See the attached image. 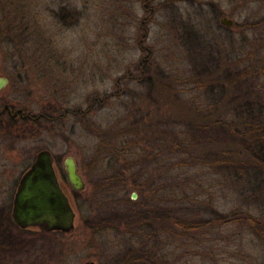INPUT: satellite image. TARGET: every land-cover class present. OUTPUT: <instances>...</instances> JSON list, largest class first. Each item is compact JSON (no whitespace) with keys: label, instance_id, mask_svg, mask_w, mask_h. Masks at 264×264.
<instances>
[{"label":"rangeland","instance_id":"rangeland-1","mask_svg":"<svg viewBox=\"0 0 264 264\" xmlns=\"http://www.w3.org/2000/svg\"><path fill=\"white\" fill-rule=\"evenodd\" d=\"M5 1L8 7L0 0V77L9 83L0 89V111L7 104L32 117L48 105L63 110L54 114L57 122L40 120L26 137L18 126L8 134L0 126V200L13 201L15 184L37 153L48 149L78 219L71 232H40L22 231L1 218L0 264H122L136 252L149 264H264V244L250 239L247 225L211 232L203 244L177 227L162 233L147 224L133 231L123 217L132 204L146 211L160 206L184 218L264 210L261 191L228 169L198 164L192 148L179 152L186 146L180 133L185 127L165 117L173 112L170 85L177 90L174 100L209 109L223 95L201 86L200 70L253 63L257 36L245 37L241 27L261 22L262 32L264 0H23L21 9L11 6L19 0ZM69 5L75 11L62 12ZM223 17L234 24H223ZM149 55L159 77L173 84L149 89L138 70ZM20 123L26 130L34 126L33 119ZM69 156L84 178L81 191L68 179ZM234 227L247 237L243 249L250 257L238 251ZM129 260L125 264H134Z\"/></svg>","mask_w":264,"mask_h":264},{"label":"trees","instance_id":"trees-1","mask_svg":"<svg viewBox=\"0 0 264 264\" xmlns=\"http://www.w3.org/2000/svg\"><path fill=\"white\" fill-rule=\"evenodd\" d=\"M241 1L246 2V0ZM22 3H24L23 0H19L18 4L13 2L11 6L21 9L20 5L23 6ZM2 4L1 7L9 6L5 0ZM61 10L62 12H74L75 8L69 5L63 6ZM260 24L261 22L251 23L245 21L243 27H241V32L245 37L249 33L254 34V37L257 36L254 39L256 41H254L250 53L253 63L245 67L232 64L236 66L232 70L230 69L231 65L228 64H221L220 66L218 64L213 67L210 65L206 67L207 65H205L200 70V78L203 81L201 86H204L209 93L215 94L218 91L215 95L222 94L223 96L219 98L220 101L215 100L207 109L203 106L197 107L194 100L187 102L174 100L177 96V90L170 85V93L173 98L170 96L168 100L173 112H168V116L165 114V117L167 121H171L172 126L177 128L179 124L181 128L185 127V131L180 133L182 134L181 140L184 141L186 146L179 152L186 153L187 147L192 148L190 154L195 157L198 164L209 166L215 170L228 169V174L233 175L241 183L244 182L247 186H251L254 191H261L262 196H264V29L261 28L262 32L258 30ZM151 56L149 55L145 61L140 62L138 65L141 76L145 77L146 82L150 84V86L148 84L149 89L158 90V83L173 84L172 78L159 77L157 73L160 72L154 70ZM207 87H210V89ZM160 92L161 90L158 93ZM148 96L152 99L154 93ZM57 107L54 104L44 106L43 112L36 117L25 114L23 110L22 114L19 112L16 116L6 115L1 119L0 126L5 134H8L9 130L7 129L19 127L18 122H21L24 126L28 120L33 119L34 126L27 130L26 128L16 127L26 137L27 132L35 133L36 127L41 126L38 124L40 120L50 124L57 122L58 119H54L53 116L57 111L63 110ZM141 108H144V106H141ZM3 121L6 123L2 125ZM47 126L42 125L43 129ZM21 134L17 133V136H21ZM202 140L217 145L203 146ZM175 148L176 151L181 149L180 147ZM128 202L132 204L138 201ZM135 206V204L129 205V211L123 213V217L125 219L129 218L125 223L127 227L136 232H141V229L147 224L151 228L153 226V232L161 231L162 233H165L168 229L176 231L175 227H177L188 240L197 239L198 243L204 244L206 242L205 235H209L211 232L222 234L224 227L247 225L250 239L256 241L259 239L264 244V210L258 214L250 210L227 213L215 211L210 216L202 215L200 217L198 214L196 217L187 216L184 218L171 215L168 209H158L160 206H156L154 209L150 208L149 211H146L145 207L136 209ZM10 220L14 223L11 217ZM118 226L120 225L118 224ZM234 228L235 232L232 235H240L241 239V248L238 251L241 255L250 257L249 251L243 249L247 237L239 234L237 228ZM128 260L129 263L134 264H149L148 260L141 257L138 252L134 257H127L122 264H125ZM251 260L256 261V258L253 256ZM164 264L172 263L164 262Z\"/></svg>","mask_w":264,"mask_h":264},{"label":"water","instance_id":"water-1","mask_svg":"<svg viewBox=\"0 0 264 264\" xmlns=\"http://www.w3.org/2000/svg\"><path fill=\"white\" fill-rule=\"evenodd\" d=\"M221 22L229 27L234 24L233 20L226 17H223ZM8 83L7 77H0V89ZM7 109L10 110L8 104L0 112V116ZM19 111L22 112L20 109L15 115ZM65 169L73 188L83 190L86 184L74 157L66 158ZM133 198H137V194H133ZM12 218L22 229L61 232H71L75 229L78 212L70 193L61 181L55 158L50 150L39 151L31 166L23 174L15 193Z\"/></svg>","mask_w":264,"mask_h":264},{"label":"flooded vegetation","instance_id":"flooded-vegetation-1","mask_svg":"<svg viewBox=\"0 0 264 264\" xmlns=\"http://www.w3.org/2000/svg\"><path fill=\"white\" fill-rule=\"evenodd\" d=\"M18 110H20V109H16V110H13V108H12V106H10V110H5V112L0 116V121H1V119L2 118H4L6 115H10V116H16V115H18V114H16L15 115V112L16 111H18ZM2 111V110H1ZM0 111V112H1ZM20 112V114H22V112L21 111H19ZM18 112V113H19ZM6 122L5 121H3L2 122V124H5ZM27 170V169H26ZM26 172V171H25ZM24 172V173H25ZM23 173V174H24ZM23 176V175H22ZM22 176H21V178H22ZM21 178L18 180V183H17V186H16V184H15V193H16V191H17V188H18V186H19V183H20V181H21ZM14 197H15V194H14ZM14 197H13V201L12 202H10L9 200H7V199H9V197H6L7 199H5V200H0V219L2 218V219H4V220H10V217L12 218V209H13V206H14ZM11 221V220H10ZM12 221H14L13 220V218H12ZM14 224L17 226V227H19L15 222H14ZM19 229L20 230H22V231H35L36 229H32V228H29V229H22L21 227H19ZM36 231H40V232H42L41 230H36ZM43 232H61V231H43ZM87 264V263H86Z\"/></svg>","mask_w":264,"mask_h":264}]
</instances>
